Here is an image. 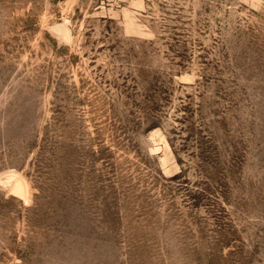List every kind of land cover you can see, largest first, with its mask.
I'll use <instances>...</instances> for the list:
<instances>
[{
	"label": "rangeland",
	"instance_id": "1",
	"mask_svg": "<svg viewBox=\"0 0 264 264\" xmlns=\"http://www.w3.org/2000/svg\"><path fill=\"white\" fill-rule=\"evenodd\" d=\"M0 264H264V0H0Z\"/></svg>",
	"mask_w": 264,
	"mask_h": 264
},
{
	"label": "bare ground",
	"instance_id": "2",
	"mask_svg": "<svg viewBox=\"0 0 264 264\" xmlns=\"http://www.w3.org/2000/svg\"><path fill=\"white\" fill-rule=\"evenodd\" d=\"M11 192L14 196L20 197L21 199H24L25 201L27 200L26 199L27 198L26 187L24 183L22 182V180H20V182L12 186Z\"/></svg>",
	"mask_w": 264,
	"mask_h": 264
}]
</instances>
